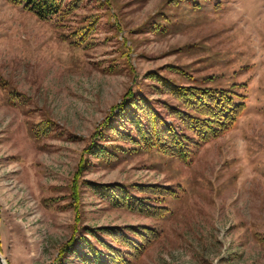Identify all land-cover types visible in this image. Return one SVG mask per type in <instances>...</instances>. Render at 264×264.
<instances>
[{
  "label": "rangeland",
  "instance_id": "rangeland-1",
  "mask_svg": "<svg viewBox=\"0 0 264 264\" xmlns=\"http://www.w3.org/2000/svg\"><path fill=\"white\" fill-rule=\"evenodd\" d=\"M78 2L64 18L40 20L0 0L5 264H82L66 248L105 228L133 238V229L158 231L131 264H264V0ZM160 78L233 88L246 110L188 163L107 130L97 141L106 157L89 155L128 92L179 125L165 107L179 103ZM127 119L115 115L116 129L128 131ZM92 184L157 186L173 195L156 218L113 206Z\"/></svg>",
  "mask_w": 264,
  "mask_h": 264
},
{
  "label": "trees",
  "instance_id": "trees-1",
  "mask_svg": "<svg viewBox=\"0 0 264 264\" xmlns=\"http://www.w3.org/2000/svg\"><path fill=\"white\" fill-rule=\"evenodd\" d=\"M6 1L14 6H23L40 20H49L57 16L64 18L79 7L78 0ZM160 82L179 103L177 106L165 105L168 113L177 118L179 125L169 122L141 95L128 92L122 102L112 108L101 130L96 132L94 137L96 141L87 150L89 155L97 158L106 157L103 153L104 150L107 151L106 147L97 141L102 139L104 131L107 130L116 132L115 135L121 136L122 140H130L139 149H155L171 158L188 163L195 149L230 131L246 110L244 96L233 88L183 86L163 78H160ZM118 114L127 116L128 131L116 129L114 126V116ZM48 126L49 123L45 129ZM35 135L39 137L37 133ZM92 186L101 198L113 206L156 218L164 217L166 210L160 205L166 197L173 195L169 188L157 186L129 187L120 184ZM131 188L137 193L145 194V198L136 196ZM133 233L136 234V238L126 236L123 232L117 236L119 234L117 229L105 228L100 232L89 229L85 234L73 238L65 253L76 256L82 264H131L159 237L158 231L153 228L133 229ZM100 234L111 237L112 243L103 240ZM113 242L119 243L122 247L115 248Z\"/></svg>",
  "mask_w": 264,
  "mask_h": 264
},
{
  "label": "water",
  "instance_id": "water-1",
  "mask_svg": "<svg viewBox=\"0 0 264 264\" xmlns=\"http://www.w3.org/2000/svg\"><path fill=\"white\" fill-rule=\"evenodd\" d=\"M0 264H4V261H3V259L1 258V256H0Z\"/></svg>",
  "mask_w": 264,
  "mask_h": 264
},
{
  "label": "bare ground",
  "instance_id": "bare-ground-1",
  "mask_svg": "<svg viewBox=\"0 0 264 264\" xmlns=\"http://www.w3.org/2000/svg\"><path fill=\"white\" fill-rule=\"evenodd\" d=\"M4 264H5V261H4Z\"/></svg>",
  "mask_w": 264,
  "mask_h": 264
}]
</instances>
